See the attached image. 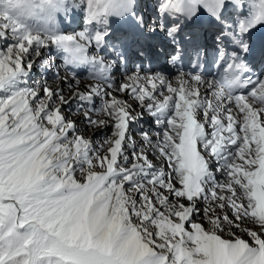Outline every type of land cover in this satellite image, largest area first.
<instances>
[{"label":"snow or ice","instance_id":"snow-or-ice-1","mask_svg":"<svg viewBox=\"0 0 264 264\" xmlns=\"http://www.w3.org/2000/svg\"><path fill=\"white\" fill-rule=\"evenodd\" d=\"M0 264H264V0H0Z\"/></svg>","mask_w":264,"mask_h":264},{"label":"rangeland","instance_id":"rangeland-1","mask_svg":"<svg viewBox=\"0 0 264 264\" xmlns=\"http://www.w3.org/2000/svg\"><path fill=\"white\" fill-rule=\"evenodd\" d=\"M51 74L49 73V76H50ZM61 75H64V72L63 71H61ZM78 123H79V121H78ZM141 125L144 127V128H148L149 127V124L148 123H145L144 121H141ZM81 127H83V125L81 124ZM87 134V133H86ZM134 135H135V133H134ZM94 139H99V133H97L96 134V136H94Z\"/></svg>","mask_w":264,"mask_h":264},{"label":"bare ground","instance_id":"bare-ground-1","mask_svg":"<svg viewBox=\"0 0 264 264\" xmlns=\"http://www.w3.org/2000/svg\"><path fill=\"white\" fill-rule=\"evenodd\" d=\"M83 74L86 75V72ZM83 83L86 84V83H88V81H84ZM82 87H83V84H82Z\"/></svg>","mask_w":264,"mask_h":264}]
</instances>
